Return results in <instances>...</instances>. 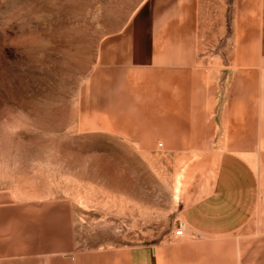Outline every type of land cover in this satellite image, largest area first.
<instances>
[{
    "label": "rangeland",
    "instance_id": "374dc122",
    "mask_svg": "<svg viewBox=\"0 0 264 264\" xmlns=\"http://www.w3.org/2000/svg\"><path fill=\"white\" fill-rule=\"evenodd\" d=\"M243 3L0 0V214L42 212L78 249L172 242L186 177L210 161L212 142L168 149L110 130L116 70L184 21V5L202 65H224Z\"/></svg>",
    "mask_w": 264,
    "mask_h": 264
},
{
    "label": "crops",
    "instance_id": "0c3cea01",
    "mask_svg": "<svg viewBox=\"0 0 264 264\" xmlns=\"http://www.w3.org/2000/svg\"><path fill=\"white\" fill-rule=\"evenodd\" d=\"M253 2L244 0L222 66L202 65L184 5V21L144 38L116 70L110 130L147 145L160 139L168 149L211 139L203 152L210 161L186 177L177 217L183 235L172 232L159 246L78 249L42 212L0 214V264H264V0L256 19Z\"/></svg>",
    "mask_w": 264,
    "mask_h": 264
},
{
    "label": "built area",
    "instance_id": "2783aa9c",
    "mask_svg": "<svg viewBox=\"0 0 264 264\" xmlns=\"http://www.w3.org/2000/svg\"><path fill=\"white\" fill-rule=\"evenodd\" d=\"M183 232H184V226L182 225V223H179L177 229L174 231L173 234L175 237H180L183 235Z\"/></svg>",
    "mask_w": 264,
    "mask_h": 264
}]
</instances>
